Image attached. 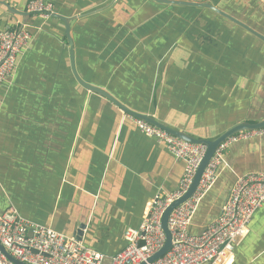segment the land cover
Instances as JSON below:
<instances>
[{
    "label": "crops",
    "instance_id": "crops-1",
    "mask_svg": "<svg viewBox=\"0 0 264 264\" xmlns=\"http://www.w3.org/2000/svg\"><path fill=\"white\" fill-rule=\"evenodd\" d=\"M29 1L0 0V31L25 22L32 35L0 88V207L66 236L83 225V243L113 255L153 197L177 189L184 163L77 83L62 21L24 20L3 5L25 12ZM47 1L70 20L80 79L128 109L205 140L264 120V43L216 13L150 0ZM170 1L211 4L264 36V0ZM222 154L226 167L192 234L219 214L236 177L264 170V137ZM222 264H264V205Z\"/></svg>",
    "mask_w": 264,
    "mask_h": 264
},
{
    "label": "built area",
    "instance_id": "built-area-1",
    "mask_svg": "<svg viewBox=\"0 0 264 264\" xmlns=\"http://www.w3.org/2000/svg\"><path fill=\"white\" fill-rule=\"evenodd\" d=\"M25 13L45 21L52 18L54 4L47 0H30ZM20 27L0 31V88L15 72L18 56L32 41L29 27L21 23ZM127 118L142 136L164 146L174 159L184 163L177 189L167 194L158 192L153 197L139 226L124 231L125 245L113 255L86 246L75 234L66 236L50 226L35 223L14 208L0 207V245L9 256L22 264H216L227 254H234L249 234L253 217L264 205V170L236 177L219 214L200 233L192 234L189 229L203 196L226 167L223 150L230 143L264 137V128L242 131L216 149L194 194L168 217L169 251L147 263L165 243L162 214L188 190L207 148L183 141L144 120L129 115ZM0 264L13 263L0 251Z\"/></svg>",
    "mask_w": 264,
    "mask_h": 264
},
{
    "label": "water",
    "instance_id": "water-1",
    "mask_svg": "<svg viewBox=\"0 0 264 264\" xmlns=\"http://www.w3.org/2000/svg\"><path fill=\"white\" fill-rule=\"evenodd\" d=\"M150 1L155 2L156 4H162V5L208 9V10L216 13L217 15L221 16L222 18L226 19L227 21H229V22L235 24L236 26L242 28L243 30H245L246 32H248L249 34H251L252 36H254L255 38H257L258 40H260L264 43V36L262 34L258 33L257 31H255L251 27L240 22L239 20L228 15L227 13L219 10L218 8H215L211 4L189 3V2L170 1V0H150ZM3 5L7 8V10L9 11L10 14L21 16L22 18H24V20H26V18L27 19L29 18V15L27 13L16 11V10L10 8V6H8L7 4H3ZM52 18H56V19L62 21L64 26H65V36H66L67 44H68V52H69L71 71H72V74H73L75 80L77 81V83L80 86H82L84 89L88 90L89 92L97 94V95L101 96L102 98L108 100L109 102L114 104L116 107H118L123 113L128 114L129 116L144 120L147 123H150L151 125H154L155 127H158L161 130H163V131H165V132H167V133H169V134H171V135H173V136H175V137H177L183 141H186V142H189L192 144L204 145L207 148L206 153H205L204 157L202 158V160H201V162L197 168L195 176H194L192 183L189 186L188 190L179 199H177L173 203H171L166 208L164 213L162 214L161 228H162V231L164 232V235H165V243H164L163 247L156 254H154L151 258H149L147 260V263H152V262L158 260L159 258H161L164 254H166L169 251V249L171 247V235H170L168 228H167L168 217H169L170 213L176 207H178L179 205L184 203L186 200H188L194 194V192H195V190L199 184L201 175H202L204 169L206 168L207 164L209 163V161L213 157L216 149L222 143L227 141L229 138H231L232 136H234V135H236L242 131H254V130L263 129L264 128V120L259 121L257 123H253V124L248 123V122L239 123V124L233 126L232 128L228 129L227 131H225L223 134L219 135L217 138H215L213 140H205V139L193 138L192 136H190L186 132L173 130V129L161 124L160 122L153 119L151 116H146V115L134 112V111L128 109L127 107H125L124 105H122L120 102H118L116 99H114L112 96H110L108 93H106L102 89L97 88L95 86H91L89 84H86L85 82H83L80 79V77L78 76V74L76 72L75 63H74L73 42H72V39L70 36V26H69L70 20L63 18L62 16H58L56 14H53ZM23 24H25V22H23ZM20 29H21V27H20ZM83 230H84V226L82 225L79 227L77 234H75L76 238L78 240H82L81 236H82ZM0 251L13 264H22L16 260H14L11 256H9L7 254V252L2 248L1 245H0ZM141 264H146V263H141Z\"/></svg>",
    "mask_w": 264,
    "mask_h": 264
},
{
    "label": "rangeland",
    "instance_id": "rangeland-1",
    "mask_svg": "<svg viewBox=\"0 0 264 264\" xmlns=\"http://www.w3.org/2000/svg\"><path fill=\"white\" fill-rule=\"evenodd\" d=\"M84 242H85V241H84ZM85 243H86V242H85ZM86 244H87V243H86ZM86 244H85V245H86ZM87 245H89L90 247H93V248H97L96 244H92V243H91V245H90V244H87Z\"/></svg>",
    "mask_w": 264,
    "mask_h": 264
},
{
    "label": "bare ground",
    "instance_id": "bare-ground-1",
    "mask_svg": "<svg viewBox=\"0 0 264 264\" xmlns=\"http://www.w3.org/2000/svg\"><path fill=\"white\" fill-rule=\"evenodd\" d=\"M227 255H230V254H227ZM222 262H223V259L220 262L216 263V264H222Z\"/></svg>",
    "mask_w": 264,
    "mask_h": 264
}]
</instances>
